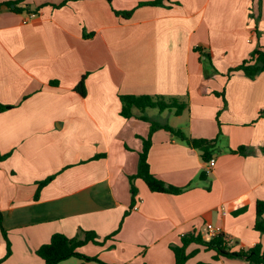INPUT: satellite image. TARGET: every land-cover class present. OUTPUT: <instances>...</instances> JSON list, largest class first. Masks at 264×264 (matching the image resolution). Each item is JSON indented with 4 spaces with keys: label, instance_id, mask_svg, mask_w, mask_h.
<instances>
[{
    "label": "crops",
    "instance_id": "obj_1",
    "mask_svg": "<svg viewBox=\"0 0 264 264\" xmlns=\"http://www.w3.org/2000/svg\"><path fill=\"white\" fill-rule=\"evenodd\" d=\"M152 1L0 0V105L13 107L0 113V156L9 155L0 162V211L11 245L7 256L0 230V264H44L37 251L56 233L84 240V231L95 232L102 244L79 251L106 264H175L171 246L191 233L208 240L209 226L222 228L233 251L264 245L254 228L264 202V72L225 76L264 50V0L139 6ZM83 76L86 96L75 90ZM121 95L178 98L187 102L181 115L147 116L186 119L163 125L192 138L215 140L221 132L213 167L169 131L153 133L152 173L190 190L156 193L137 178L131 210L130 177L151 123L123 117ZM240 147L254 152L230 153ZM242 199L247 209L235 215L232 205ZM194 251L186 264H249L214 261L216 252L199 244L187 248Z\"/></svg>",
    "mask_w": 264,
    "mask_h": 264
},
{
    "label": "trees",
    "instance_id": "obj_2",
    "mask_svg": "<svg viewBox=\"0 0 264 264\" xmlns=\"http://www.w3.org/2000/svg\"><path fill=\"white\" fill-rule=\"evenodd\" d=\"M111 2L112 0H108ZM164 0H155L152 2L140 3L139 6L151 5L158 6L162 5ZM19 2H7L4 3L6 6H15L16 11H22L18 8L17 5ZM64 5V4H62ZM61 5V6H62ZM117 15L123 17H130L133 14V11L119 13ZM200 51V49H198ZM202 51V50H201ZM205 57L212 62L213 56L211 53L205 54ZM238 72H242L245 76L250 79L256 78L258 75L264 72V50L262 48L256 49L251 58L245 60L243 63L237 67L231 68L225 76L232 77ZM86 76H83L75 90L80 93L82 96H86ZM218 96L225 97V93H216ZM120 100L122 103L121 115L125 118L138 117L145 121L151 123V133L147 138L143 139V150L140 152L139 157V166L138 171L135 175L130 177L131 181V193H132V205L131 210L134 209L136 205V195L138 193L137 188L134 185V180L139 178L142 179L150 191L156 193H167L173 195H180L192 188V184H189L185 187H178L172 184H168L163 180L157 178L151 171V166L149 163V152L152 145V135L157 129H165L169 131L177 140L186 143L191 148L197 149L201 152L203 161L209 162L213 159V154L216 151V142L218 137L221 135L219 133L217 139L207 140V139H198L192 138L186 135L181 129H176L170 125H161L149 118L146 115L148 109H157L160 112L174 111L176 115H181L184 110L187 108V102L181 101L175 97H164V96H150V95H121ZM226 101V100H225ZM13 108L12 106L0 105V113L6 110ZM135 110L141 112L140 116H137ZM264 116V112L261 114ZM253 150L248 149V147H240L237 150H231V154H249L253 153ZM9 155L0 156V162L8 159ZM100 156L94 157L98 159ZM56 175L50 176L47 179L39 183L38 192L47 184L54 180ZM207 178V172L203 171L200 174V179L205 180ZM243 203V204H242ZM247 206L244 203V200H239L232 205V212L235 215L241 214L246 211ZM129 212L126 213V215ZM255 230L264 233V202L258 201L256 205V222L254 225ZM0 230L3 234V237L6 240L7 244V256L11 254V245L8 239L7 231L3 226V214L0 211ZM85 239L80 240L79 238H69L62 233L54 234L49 243L43 245L38 251L37 254L44 261V264H61L63 261H66L71 258H78L86 261H95L99 264H106L100 261L98 258H91L83 255L79 249L83 247L87 242L92 241L95 244H102L98 240L99 236L93 231H84ZM111 236L107 237L110 238ZM191 244H199L205 247L207 250H214L216 255L213 257L214 261L220 259V257L227 258H239L245 259L249 264H264V245L257 244L251 249L248 250H239L233 251L229 245L224 234H220L217 237L211 240H204L201 234H187L182 237V245L180 246H171V250L175 254L176 263L175 264H186V262L193 257L197 251L192 253L187 252V248ZM198 264H213V263H198Z\"/></svg>",
    "mask_w": 264,
    "mask_h": 264
},
{
    "label": "rangeland",
    "instance_id": "obj_3",
    "mask_svg": "<svg viewBox=\"0 0 264 264\" xmlns=\"http://www.w3.org/2000/svg\"><path fill=\"white\" fill-rule=\"evenodd\" d=\"M207 61V60H206ZM207 67H208V61H207ZM209 68V67H208ZM158 111L159 110H157V109H148L147 111H146V115L147 114H149L150 116H151V114H153L154 112L155 113H158ZM152 117V116H151ZM150 117V118H151ZM170 118V122L171 123H173L175 126H184V125H186V119H183V120H181V121H177L176 120V118L174 117V116H172V117H166V119H164V118H154L153 117V119L154 120H156V122L158 123V125L159 124H161V125H163V124H165L166 122H167V120ZM152 119V118H151Z\"/></svg>",
    "mask_w": 264,
    "mask_h": 264
},
{
    "label": "built area",
    "instance_id": "obj_4",
    "mask_svg": "<svg viewBox=\"0 0 264 264\" xmlns=\"http://www.w3.org/2000/svg\"><path fill=\"white\" fill-rule=\"evenodd\" d=\"M214 165H215V162L211 161L209 164V167H213ZM134 209H137V205L134 207ZM220 234H223V231H222V228L219 226L217 227L209 226L206 230V235H207L208 240H211Z\"/></svg>",
    "mask_w": 264,
    "mask_h": 264
}]
</instances>
